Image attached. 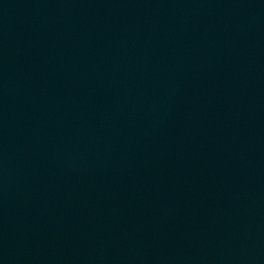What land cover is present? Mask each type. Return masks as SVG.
<instances>
[{
	"label": "water",
	"instance_id": "95a60500",
	"mask_svg": "<svg viewBox=\"0 0 264 264\" xmlns=\"http://www.w3.org/2000/svg\"><path fill=\"white\" fill-rule=\"evenodd\" d=\"M0 264H264V0H0Z\"/></svg>",
	"mask_w": 264,
	"mask_h": 264
}]
</instances>
